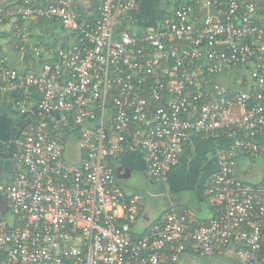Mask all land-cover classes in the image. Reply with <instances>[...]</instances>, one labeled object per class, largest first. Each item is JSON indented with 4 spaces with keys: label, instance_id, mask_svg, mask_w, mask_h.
Instances as JSON below:
<instances>
[{
    "label": "built area",
    "instance_id": "obj_1",
    "mask_svg": "<svg viewBox=\"0 0 264 264\" xmlns=\"http://www.w3.org/2000/svg\"><path fill=\"white\" fill-rule=\"evenodd\" d=\"M85 7L0 0V102L7 88L37 97L13 101L22 126L12 172L0 178L9 213L0 215V264H178L182 253L229 246L263 264L264 177L248 182L236 164L264 159V0H173L155 28L137 24L138 0ZM42 21L60 34L39 48L29 31ZM11 36L20 69L3 52ZM192 136L214 143L203 189L211 215L171 206L139 227L140 197L113 166L139 152L165 180Z\"/></svg>",
    "mask_w": 264,
    "mask_h": 264
},
{
    "label": "crops",
    "instance_id": "obj_2",
    "mask_svg": "<svg viewBox=\"0 0 264 264\" xmlns=\"http://www.w3.org/2000/svg\"><path fill=\"white\" fill-rule=\"evenodd\" d=\"M89 0H74L75 3L85 5ZM158 0L155 1V3ZM139 6L144 8L146 7V11L152 13L155 9V4L153 1L146 2L145 0H138ZM145 27V26H143ZM7 29V25L5 26ZM57 30H52L49 26H35L33 29L29 31V41L32 45H36L39 48L47 47L51 43H53L54 39L60 34H54ZM4 36H7L6 34ZM7 43V42H5ZM4 43V44H5ZM15 46L7 44L3 47V52L6 54L8 58V63L12 66L20 69L21 66H24L25 62L20 59V54L16 51L17 43ZM4 54V55H5ZM27 60V59H26ZM29 62H32L33 59L31 57L28 59ZM37 98L35 92L31 89H23L20 87L16 88H7L2 93V98L0 102V178L8 179L12 165L10 162V156L13 150L15 149V140H8L4 134L7 131L5 127V122L8 116L11 117L12 113V105L11 102L14 99L24 98L27 101H30V98ZM20 121V119H19ZM11 141V142H10ZM214 143L210 141H205L198 136H192L184 145L183 150L180 155L179 164L170 172L167 178L164 181L169 183L170 188L175 193H178L179 190L185 189L191 193H194L196 200L198 201L195 204V211L198 212L201 209V204H207L205 202L203 196V184L210 175L212 171L216 168V162L213 154ZM116 167H122L123 170L120 171V175L125 176L124 179L130 178V174L132 172H138L141 174V171L145 174L149 175L146 171L145 164L143 162L142 156L139 152L130 153L128 155L122 156L118 161H116ZM130 172V174H129ZM236 173L237 176L251 183H257L261 181L264 177V159H246V158H238L236 164ZM191 182H190V181ZM171 206H175L177 208L188 207L186 202L180 200L178 195H175V200L170 201L166 207L158 214L161 215L165 210L169 209ZM189 208V207H188ZM209 211V217L211 215L210 209L207 207ZM5 211V201L0 198V212ZM157 216V217H158ZM197 216H199L197 214ZM157 217L152 216L147 211H144L141 205L140 215L137 220V225L143 226L148 224L150 221H153ZM202 217V216H199ZM204 217V218H207ZM235 248L230 246L226 248L227 257L226 264H231L230 260L235 259L236 264H246L243 262L240 257L234 253ZM262 253L264 256V236L262 239ZM188 260V259H186ZM240 260V262H239ZM195 261H191L190 263L194 264ZM234 263V264H235ZM264 264V263H263Z\"/></svg>",
    "mask_w": 264,
    "mask_h": 264
},
{
    "label": "rangeland",
    "instance_id": "obj_3",
    "mask_svg": "<svg viewBox=\"0 0 264 264\" xmlns=\"http://www.w3.org/2000/svg\"><path fill=\"white\" fill-rule=\"evenodd\" d=\"M172 4L173 0H158L156 6L161 9L162 12H167L171 9ZM223 83L229 85L230 81H223ZM64 146L66 159L69 161L73 159L75 160V157L78 154L77 143L68 140L64 142ZM120 184L126 192L137 194L140 197L143 210L147 211L154 217H157L171 200H175V195H178L181 201L186 202L189 207L188 209L194 214H198L202 217H207L209 215V211L204 203L201 204L202 207L200 211H195V204H197L198 201L196 200L194 193L187 190V187L179 190L178 193H175V191H172L167 181L152 178L150 174L146 175L142 171L141 174L134 172L130 178L121 179ZM0 215L4 216L6 219L9 218V213L6 210L1 211ZM203 262L204 264H207L206 261H202V263Z\"/></svg>",
    "mask_w": 264,
    "mask_h": 264
},
{
    "label": "water",
    "instance_id": "obj_4",
    "mask_svg": "<svg viewBox=\"0 0 264 264\" xmlns=\"http://www.w3.org/2000/svg\"><path fill=\"white\" fill-rule=\"evenodd\" d=\"M77 5L82 7L84 10H86V8H84L85 5L79 4V3H77ZM147 14H149L148 17H147ZM161 16H162V10L159 9L157 6L152 11V13L147 12L145 6H144V8L142 7V9L139 6L138 11L136 13V21H137V24L140 26L155 28L157 21ZM11 105L14 107L13 101L11 102ZM19 126H22V123H20ZM111 165H112V162H111ZM113 168L115 169V172L117 173L116 175H117L118 179H124L125 178V176L120 175V171L123 170L122 167H114L113 166ZM225 251H226V249H224L220 254L212 256V257H204V256L195 255L192 253H187V252L182 253L179 256L178 264H192V263H190L192 260L195 261L194 264H204V262L202 263V261H206L207 264H226L225 258L227 257V253ZM235 252H236V250H234V253ZM186 259H188V260H186ZM230 261L231 262H228V263H231V264L235 263V259H233V260L231 259ZM239 262H240V260H239Z\"/></svg>",
    "mask_w": 264,
    "mask_h": 264
},
{
    "label": "flooded vegetation",
    "instance_id": "obj_5",
    "mask_svg": "<svg viewBox=\"0 0 264 264\" xmlns=\"http://www.w3.org/2000/svg\"><path fill=\"white\" fill-rule=\"evenodd\" d=\"M146 2H149L150 0H145ZM153 1V3L156 5V0H151ZM149 14H147V17H148ZM20 119V121H19ZM22 114L19 110L15 109L13 106H12V113H11V117L8 116L6 122H5V127L7 128V131L5 132L4 136L8 139V140H11V141H14L15 140V137L18 136V131L20 130V127L19 124L22 123ZM10 141V142H11ZM134 172H132L130 174V176H132ZM117 174V173H116ZM147 175V174H146ZM117 176V175H116ZM151 176V175H150ZM152 177V176H151ZM154 178V177H152ZM118 179V178H117ZM120 180L121 179H118L117 181L120 183ZM203 188H204V184L202 185Z\"/></svg>",
    "mask_w": 264,
    "mask_h": 264
},
{
    "label": "trees",
    "instance_id": "obj_6",
    "mask_svg": "<svg viewBox=\"0 0 264 264\" xmlns=\"http://www.w3.org/2000/svg\"><path fill=\"white\" fill-rule=\"evenodd\" d=\"M164 12H162V14H163ZM43 22V24L44 25H52V24H50L49 22H45V21H42ZM52 30H55V29H53L52 28ZM57 33H59V31H56L54 34H57ZM5 35V34H4ZM20 43V41H19V38H17V37H15V36H11V39L10 40H8V44H10V45H13V46H15L16 44H14V43ZM27 46V53H26V58L28 59L29 58V55L31 54V45H26Z\"/></svg>",
    "mask_w": 264,
    "mask_h": 264
}]
</instances>
